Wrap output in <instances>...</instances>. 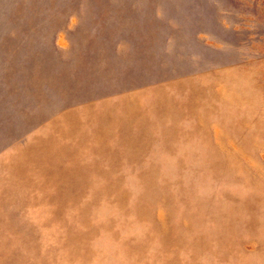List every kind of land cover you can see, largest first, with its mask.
Returning <instances> with one entry per match:
<instances>
[{"label": "rangeland", "instance_id": "1", "mask_svg": "<svg viewBox=\"0 0 264 264\" xmlns=\"http://www.w3.org/2000/svg\"><path fill=\"white\" fill-rule=\"evenodd\" d=\"M0 264H264V0H0Z\"/></svg>", "mask_w": 264, "mask_h": 264}]
</instances>
